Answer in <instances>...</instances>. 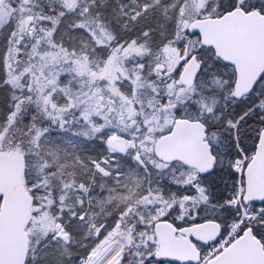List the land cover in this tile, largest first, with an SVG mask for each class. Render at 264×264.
I'll use <instances>...</instances> for the list:
<instances>
[{
    "label": "snow or ice",
    "instance_id": "1",
    "mask_svg": "<svg viewBox=\"0 0 264 264\" xmlns=\"http://www.w3.org/2000/svg\"><path fill=\"white\" fill-rule=\"evenodd\" d=\"M0 264H264V0H0Z\"/></svg>",
    "mask_w": 264,
    "mask_h": 264
}]
</instances>
